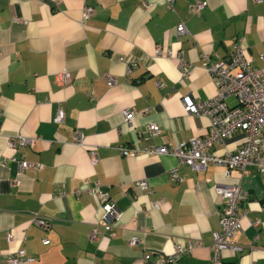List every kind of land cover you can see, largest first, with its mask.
<instances>
[{
	"label": "crops",
	"instance_id": "obj_1",
	"mask_svg": "<svg viewBox=\"0 0 264 264\" xmlns=\"http://www.w3.org/2000/svg\"><path fill=\"white\" fill-rule=\"evenodd\" d=\"M196 2L205 5L194 14L189 7ZM84 6L93 11L82 22ZM179 22L186 32L178 35ZM235 39L251 66L264 65V0H174L171 8L165 0H0V264L18 249L27 258L21 264H213L209 245L221 207L216 184H240L246 192L232 239L242 250H223L217 264H264V173L254 166L227 176L217 165L192 171L173 155L122 156L117 149L204 134L208 119L187 112L182 98L216 94L200 59L228 55ZM156 46L181 52L184 65L175 56H156ZM64 70L72 78L59 84L55 76ZM107 75L114 78L110 86ZM226 102L235 103L231 96ZM57 108L64 113L59 124L52 121ZM126 108L133 110L130 124ZM149 124L160 132L149 134ZM76 131L83 133L81 144L73 140ZM18 133L34 140L10 150L6 140ZM242 140L235 131L214 152L235 150ZM20 159L40 167L19 171ZM172 168L177 182L169 178ZM143 179L150 191L135 186ZM95 184L120 216L110 231L100 227L90 239L101 216L86 191ZM153 200L161 202L152 207ZM192 240L200 245L164 262L175 245Z\"/></svg>",
	"mask_w": 264,
	"mask_h": 264
},
{
	"label": "built area",
	"instance_id": "obj_2",
	"mask_svg": "<svg viewBox=\"0 0 264 264\" xmlns=\"http://www.w3.org/2000/svg\"><path fill=\"white\" fill-rule=\"evenodd\" d=\"M254 1L261 2V0ZM165 2L171 8L174 0H165ZM204 5L205 2H196L189 7V10L191 13L197 14ZM144 6L150 8L148 4H144ZM92 11V7L84 6L81 21L85 22ZM176 32L178 35L186 32L182 22L177 24ZM245 49L242 40L235 39L232 50L228 55L217 58L213 62H210L206 55H203L200 59L201 66L207 70L214 82L216 94L205 100H193L189 96H184L182 100L187 112L205 116L208 119V128L204 134L186 141H179L174 145L144 146L140 148L119 145L117 149L120 155L168 154L175 156L180 163L187 165L192 171L203 170L208 165L221 166L224 168L226 176L232 169L245 174L248 166H254L259 172L264 173V138L260 137L262 130H264V65L251 66ZM154 54L156 56H175L180 65H184L181 52L173 55L171 50L164 51L160 46H156ZM260 59L264 61V55H260ZM186 73L187 68L184 67L183 75ZM55 77L59 84H65L71 80L72 75L69 71L64 70L58 72ZM105 82L110 86L114 83V78L107 75L105 76ZM230 96L234 98L235 103L233 105L226 102V98ZM132 114L133 110L126 108L123 111V119L126 124H130ZM63 119V110L57 108L52 121L59 124ZM238 130L243 133V140L239 147L232 151H225L222 154L214 152L215 145H222L226 139ZM147 131L151 135L160 132L156 124H149ZM83 137L82 132L76 131L73 140L81 144ZM33 140V138L18 133L8 136L6 145L10 150H15L17 147L30 146ZM89 156L92 162L97 161L94 149H90ZM18 167L19 171H24L25 169H38L40 165L20 159ZM169 178L175 182L181 179L176 168L169 171ZM135 186L150 191V187L144 179L136 181ZM86 189L98 201L101 208L99 223L93 227L89 235L90 239H95L100 227L105 231H110L113 228L120 213L107 191L101 190L98 184ZM214 191L220 199L221 207L218 214V228L211 233L209 249L212 253L211 260L213 264H217L223 250L230 249L234 252L242 250V247L234 243L232 239L240 231V218L243 214L239 210V205L246 197V192L240 184H216ZM78 192L79 190L75 191V193ZM160 202L161 200H153L150 204L152 207H157ZM33 221L40 226L46 225L44 219L36 215L33 216ZM11 239L12 234L9 231L7 240L10 241ZM199 245V240H192L183 245L177 244L172 252L164 258V262H176L183 254L190 252L193 247ZM148 257L149 255H144V258ZM25 261H27V258L23 249H18L6 258L7 264H21Z\"/></svg>",
	"mask_w": 264,
	"mask_h": 264
}]
</instances>
